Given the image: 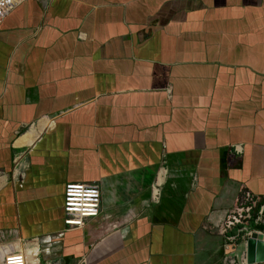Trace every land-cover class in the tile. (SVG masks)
I'll list each match as a JSON object with an SVG mask.
<instances>
[{
    "label": "crops",
    "instance_id": "0c3cea01",
    "mask_svg": "<svg viewBox=\"0 0 264 264\" xmlns=\"http://www.w3.org/2000/svg\"><path fill=\"white\" fill-rule=\"evenodd\" d=\"M69 182L101 189L80 227ZM246 192L264 208V0H25L0 22V238L44 264H219Z\"/></svg>",
    "mask_w": 264,
    "mask_h": 264
},
{
    "label": "built area",
    "instance_id": "2783aa9c",
    "mask_svg": "<svg viewBox=\"0 0 264 264\" xmlns=\"http://www.w3.org/2000/svg\"><path fill=\"white\" fill-rule=\"evenodd\" d=\"M25 0H0V22L13 9ZM262 200L246 192L235 210L230 212L219 231L224 237L223 258L219 264H249L247 249L239 253L238 247L247 242L253 231L252 223L259 224L264 219V208L259 205ZM64 211L66 223L80 227L86 220L98 216L101 212V189L97 182H69L64 192ZM40 261V260H39ZM3 264H28L26 254L10 250L3 255ZM57 264V263H53ZM253 264V263H252Z\"/></svg>",
    "mask_w": 264,
    "mask_h": 264
},
{
    "label": "water",
    "instance_id": "95a60500",
    "mask_svg": "<svg viewBox=\"0 0 264 264\" xmlns=\"http://www.w3.org/2000/svg\"><path fill=\"white\" fill-rule=\"evenodd\" d=\"M247 261L249 264L264 261V235L253 231L247 242Z\"/></svg>",
    "mask_w": 264,
    "mask_h": 264
},
{
    "label": "rangeland",
    "instance_id": "374dc122",
    "mask_svg": "<svg viewBox=\"0 0 264 264\" xmlns=\"http://www.w3.org/2000/svg\"><path fill=\"white\" fill-rule=\"evenodd\" d=\"M26 241H22V240H17L15 238H8V237H1L0 238V247H5L7 249H3L4 254L6 252H9L10 250L14 249V250H18V251H24L27 248H32L33 246H28L25 244ZM11 246V247H10ZM1 249V248H0ZM40 249V248H39ZM31 252V251H30ZM32 258L30 260L33 259V256H35V252L32 251ZM38 252V251H36ZM36 259V258H35ZM0 263H3V254L0 253ZM54 263V262H53ZM41 264H44V262L41 261Z\"/></svg>",
    "mask_w": 264,
    "mask_h": 264
},
{
    "label": "bare ground",
    "instance_id": "6f19581e",
    "mask_svg": "<svg viewBox=\"0 0 264 264\" xmlns=\"http://www.w3.org/2000/svg\"><path fill=\"white\" fill-rule=\"evenodd\" d=\"M32 244H33V243H32ZM35 245H36V244H35ZM10 247H11V246H10ZM0 248H1V249H0V253L4 255L3 249H7V248H5V247H0ZM30 251H31V252H30ZM32 251L35 252V256H33V259L30 260V259L32 258V254H33ZM36 251H38V252H36ZM20 252L26 254L27 259H28V264H41V262L39 261V256H38V253L40 252V249H39L38 246H35V247H32V248H27V249H25L24 251L22 250V251H20ZM35 258H36V259H35ZM0 264H3V263H0Z\"/></svg>",
    "mask_w": 264,
    "mask_h": 264
},
{
    "label": "trees",
    "instance_id": "16d2710c",
    "mask_svg": "<svg viewBox=\"0 0 264 264\" xmlns=\"http://www.w3.org/2000/svg\"><path fill=\"white\" fill-rule=\"evenodd\" d=\"M261 202H259V205H260Z\"/></svg>",
    "mask_w": 264,
    "mask_h": 264
}]
</instances>
